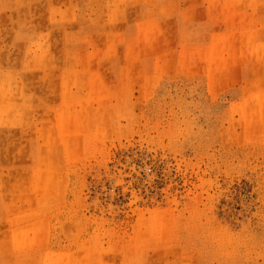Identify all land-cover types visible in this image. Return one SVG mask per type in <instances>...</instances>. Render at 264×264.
Instances as JSON below:
<instances>
[{"label": "rangeland", "instance_id": "rangeland-1", "mask_svg": "<svg viewBox=\"0 0 264 264\" xmlns=\"http://www.w3.org/2000/svg\"><path fill=\"white\" fill-rule=\"evenodd\" d=\"M0 264H264V0H0Z\"/></svg>", "mask_w": 264, "mask_h": 264}]
</instances>
